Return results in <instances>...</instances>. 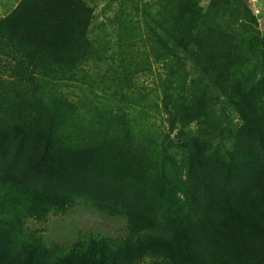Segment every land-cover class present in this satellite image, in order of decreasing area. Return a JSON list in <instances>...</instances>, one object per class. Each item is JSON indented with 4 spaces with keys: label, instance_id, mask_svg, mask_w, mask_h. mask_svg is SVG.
Masks as SVG:
<instances>
[{
    "label": "trees",
    "instance_id": "trees-1",
    "mask_svg": "<svg viewBox=\"0 0 264 264\" xmlns=\"http://www.w3.org/2000/svg\"><path fill=\"white\" fill-rule=\"evenodd\" d=\"M165 1L175 3L162 4L157 12L162 21L156 22L161 33L154 32L155 43L178 56L187 35L198 66L208 67L215 82H224L222 67H212L223 55L213 58L201 37V13L194 0ZM90 16L77 0H23L0 20V99L10 111L18 108L20 114L27 95L46 105L53 94L48 85L63 77V69L74 75L90 46ZM197 84L193 79L195 97L185 103V117L206 121L209 103L200 97ZM244 86L247 90H233L240 97L234 107L244 123L227 138L231 150L220 163L242 175L237 164L249 159L241 165L251 163L257 173L241 181V188L226 191L216 187L195 193V186L177 184L165 165L156 163L154 152L137 144L126 151L72 150L58 139L53 120L46 128L18 127L9 138L0 125V264H264V75ZM202 131L210 135L205 127ZM246 136L255 138L261 159L250 160L240 146L239 138ZM78 199L122 218L121 232L86 231L69 244H46L28 227L30 221L45 223Z\"/></svg>",
    "mask_w": 264,
    "mask_h": 264
},
{
    "label": "rangeland",
    "instance_id": "rangeland-1",
    "mask_svg": "<svg viewBox=\"0 0 264 264\" xmlns=\"http://www.w3.org/2000/svg\"><path fill=\"white\" fill-rule=\"evenodd\" d=\"M22 1L0 0V20L17 11ZM77 1L91 12L84 62L76 66L74 75L63 69V77L48 85L53 94L46 105L39 106L36 97L27 95L18 114V108L10 111L0 99L6 109L0 107V125L7 138L18 127L46 128L53 120L58 139L72 150L119 147L126 151L137 144L153 151L156 163L165 165L166 174L177 184L195 186V193L241 188V181L257 173L251 163L241 165L249 159L237 164L242 175L220 162L231 150L227 138L237 135L244 123L234 107L240 97L233 90L236 86L247 90L245 84L264 75V0H194L201 13V37L213 58L224 57L212 66L222 67L224 82H215L208 67L198 66L197 51L186 43L187 35L181 38L186 47L178 56L155 43L154 32L161 33L156 22L162 21L156 14L168 1ZM193 79L201 86L200 97L209 103L206 121L185 117V103L195 97ZM203 127L210 135L203 133ZM181 136L184 139H178ZM199 139L205 143L201 145ZM239 139L250 160L261 159L255 138ZM176 197L182 205L181 193ZM28 227L37 230L46 244H69L86 231L118 235L123 220L99 212L88 199H78L45 223L30 221Z\"/></svg>",
    "mask_w": 264,
    "mask_h": 264
}]
</instances>
